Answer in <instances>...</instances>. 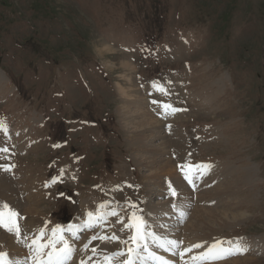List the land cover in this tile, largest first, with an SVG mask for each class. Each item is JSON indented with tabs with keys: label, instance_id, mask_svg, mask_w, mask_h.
<instances>
[{
	"label": "rangeland",
	"instance_id": "374dc122",
	"mask_svg": "<svg viewBox=\"0 0 264 264\" xmlns=\"http://www.w3.org/2000/svg\"><path fill=\"white\" fill-rule=\"evenodd\" d=\"M99 41L118 54L104 59ZM123 61L133 65L140 94L180 109L160 118L176 131L168 155L176 172L182 176L181 164L211 165L194 185L208 178L199 194L220 186L221 204L188 186L184 196L165 176V188L171 182L177 192L171 199L190 206L185 223L196 222L192 212L201 208L240 217L214 240L200 230L207 236L185 234V242L203 244V253L217 240L240 241L244 256L218 264H264V0H0V121L7 127L0 148L10 149L0 153V204L37 202L34 214L14 208L31 230L45 221L64 227L60 220L71 216L83 222L101 204L125 220L136 204L156 233L147 205L167 197L148 193L129 147L118 113L121 72L108 65L119 69ZM160 88L166 97L150 94ZM116 221L104 223L121 230ZM93 236L96 228L82 231L78 243L94 247ZM14 240L0 237V251L20 253L23 243Z\"/></svg>",
	"mask_w": 264,
	"mask_h": 264
},
{
	"label": "bare ground",
	"instance_id": "6f19581e",
	"mask_svg": "<svg viewBox=\"0 0 264 264\" xmlns=\"http://www.w3.org/2000/svg\"><path fill=\"white\" fill-rule=\"evenodd\" d=\"M97 44H98L97 46L99 49V53L104 59L118 54V51H116L117 49L115 50L111 46H105L102 43V41L101 42L99 41ZM108 65L112 69L116 70L117 72H121L120 81H118L117 83V89H118V92L120 93L122 104L119 105L120 109H118V113L122 119L124 129L129 135L128 136L129 147L132 148L131 151H132L133 158L136 161V164L138 165V167L143 171V174H144L143 178H144V181L147 183L148 193L151 196L156 195L158 197L160 195L159 197H167V200H163L158 203L150 202L147 205V209H149L150 212L152 211V216L148 219V222L151 223L152 228L156 230V234L162 237L163 239L176 240L178 242L180 241V238L182 236L183 241L180 246V250H179V253H180L182 250L187 249L190 246H192L191 244H188L185 242V241L189 242L185 238V234L186 236H192L191 238H194L193 236H199V234L200 235L203 234V236H207V235H204V233H201L200 230L205 231V232L208 231L210 232V235L207 237H210L211 239L214 236H217L219 232H222L224 228L237 224V221H239L237 219H240L239 215L232 214V213H226L218 209H212V208L196 209L195 212L193 211L192 213H194L197 216L198 220L196 222L190 220L188 224L185 223L186 221L185 217L188 216V210H185V209L190 208V206L186 203H183L182 200H181V203L184 205V207H180L181 205L177 206L176 204L177 199L175 198V200H172L171 198H174V197L171 195V192L168 189H166L165 186L163 185L165 184L164 183L165 176L170 175L172 177L171 180L173 179L175 180L173 181L175 183V186L179 189V191L182 192L184 196L189 195V191L187 190L189 187L186 188L188 184L183 182L184 175L182 174V176H180V174L176 172L177 168L173 166L172 164L173 160L171 156H168L169 154H172V152L170 153V150L172 147L170 144L171 142H173L171 141L172 136H175L176 131L173 130V128L170 127L169 125L164 126L165 123L161 122L162 120L160 119V118L162 119L167 118L166 116L174 115L177 112L174 114H171V113L166 114L164 108L162 107V105L164 104H162L160 101H156V103H153V101H155L154 99L152 100V102H150V99H147V96L146 97L143 96L142 95L143 93L140 94V91H139L140 89H136L135 85H133L132 83L133 81L132 72L134 71V69L131 63H128L127 61L125 62L123 61L119 69L116 66H113L111 63H108ZM160 89L159 91L152 89L153 91L150 94H160L161 92ZM161 96L166 97V94L161 92ZM135 97H137V103L133 105V101H135ZM156 112H157L158 118L155 115ZM167 127L168 129H166ZM169 128L171 130L170 133H168ZM151 133H152V136H150ZM228 173L230 172H227V174ZM63 175L61 176V178L63 177ZM194 178L195 179L198 178V175H195ZM207 180L208 178L206 179V181ZM206 181H202L201 179H198L196 184L194 185V189H190V188L189 189L191 190L192 193H195V194L198 193V195L202 199L207 198V200H209L210 202H213V201L216 202V200L218 199V202H219L220 198L222 197L219 194L220 186L211 188L208 191H205L199 194L198 190L201 189L202 182H203V185H205ZM184 183L186 184V186L184 185ZM223 184H226V183H223ZM209 186L210 184L208 185V187ZM208 187H202V188L205 189ZM168 194L170 197H168ZM12 201L11 200L6 201L7 203L12 204V205L8 204L9 206H12L11 207L12 209L14 208L18 210L21 209V210H24L26 213L31 212L29 214L37 213L35 211L39 207L37 202L30 204L29 203L30 201H26V202L18 201V206H17L15 204L13 205ZM171 201H175V202L172 203ZM219 204H221V202H219ZM171 206H174V207H171ZM99 209L97 211H94V213L100 211ZM111 209L112 208H109V209L106 208L105 210H103V212L110 213ZM181 213H183V215H181ZM146 215H147V211H146ZM146 215H145V220H146ZM107 217H109L110 219L113 218V216H110V215H108ZM231 218L233 220H230ZM87 219L88 217L86 215L85 221L83 222L78 221V222L71 223V224H75V223L81 224L79 225L81 230L77 232L75 237L71 233H65L66 236L71 237L70 239H68L69 242L73 241L72 237L74 239L77 237L75 239V243L70 242L73 245V247L76 249V253L74 255L75 257L73 256L71 264H80L81 260L87 261V264H104L103 257L105 255H111L114 252L124 250L125 246L122 243L110 242L108 240H105V241L99 240L98 241L99 243L96 246H94L98 250L96 254L91 253L90 255H88L87 252H85L83 249H82L83 251H80V253H78V250H77L78 247L81 249L85 247V244L87 245L90 244L89 243L90 241L86 243L80 241L78 243V238L80 237L81 232L86 231V229H89V228L84 227V224L86 223ZM105 220H106V217L104 220H101L98 224L93 226L97 229L98 236H103V234H105V237H106V235H108L109 233L108 237H110L114 233H119L121 231V234H118V235L115 234V235L119 236L121 240H123L127 238V236L130 234L128 233V231H122V229L116 230L115 228L110 226L109 224H111L110 223L111 220L109 221V224H105L104 223ZM25 221H26V217H23L22 215L20 219V225L25 234L26 233L32 234L38 231L35 229L31 230L29 227L27 228L25 226ZM27 221L29 222L30 220L27 219ZM43 221H45V219H43ZM124 221L127 222V218ZM114 223H116L117 225L120 224L118 221ZM71 224L68 226H71ZM44 225H47L48 229L52 228L49 225V223H47L46 221ZM215 225H217L216 228H212V226H215ZM68 226L63 227V228H67ZM0 235H1L0 237L6 240L8 244L14 246V241H15L14 239L16 238L15 236L8 233L3 228H1L0 230ZM200 239L204 240L205 238L201 237ZM149 242L151 243L150 239H149ZM76 244L77 246H75ZM150 246L153 248L152 243ZM234 246L235 245H233V247ZM22 248L23 249L21 250L16 249L17 252L20 251V253L10 256L9 258L12 259L13 261H20L21 264H25V262L26 264H30V253H28L24 244ZM24 248L26 251L24 250ZM91 248H93L92 245L89 246V251H91ZM203 251H206V250H203ZM179 253L177 256H175L171 252H167L163 250L159 252V255L168 259L173 264H184V261L190 262L191 257L199 256L202 253V250L201 248L199 249L193 248L191 252H185L183 255V258H181ZM232 256L228 257L226 260H230ZM241 256H244V255L237 254V256H234L233 258H236V257L240 258ZM90 257L91 259H89ZM224 260L207 261L205 262V264H218V261H224ZM242 261L243 260L241 259H237V260H234V263H241ZM138 262L142 263L141 261H138ZM113 264H118V260L114 261Z\"/></svg>",
	"mask_w": 264,
	"mask_h": 264
},
{
	"label": "snow or ice",
	"instance_id": "6c2138e0",
	"mask_svg": "<svg viewBox=\"0 0 264 264\" xmlns=\"http://www.w3.org/2000/svg\"><path fill=\"white\" fill-rule=\"evenodd\" d=\"M160 91L167 94L166 90L163 88H161ZM153 103H156V101H153ZM162 107L166 114H174L180 111V109L174 108L170 104H164ZM0 131L7 132V127L3 121H0ZM9 152L10 149L7 147L0 148V153L8 154ZM178 167L189 184H194L195 175L202 177L211 169V165L205 164H181L178 165ZM3 170L10 172L11 167L3 166ZM169 190L173 197L177 196L176 189L172 187L171 182H169ZM108 207L109 205L107 204H101L99 206L101 211L96 213L91 211L88 212V219L84 227L92 228L101 220H104L106 216L110 215L116 217L118 222L123 225L122 231H128L130 234L123 240L115 234L110 237H92V240H108L110 242L122 243L125 246L124 250L114 252L111 255H105L103 257L104 264H113V262L117 260L118 264H137L138 261H141L142 264H147L148 261H151L152 264H170L169 260H166L163 256L157 255L155 251L151 250L149 239L157 248L172 252L173 255L177 254L173 250L179 249L182 242L166 240L158 236L155 232L148 231L149 226L147 221L142 215V210L136 204L128 205L131 209V214L127 217V223L120 217V212L116 208H112L110 213L103 212V209ZM181 215H183V213H181ZM20 219L21 217L18 211L12 209L7 203L0 204V228L5 229L8 233L15 236L18 242L24 244L30 253V264H69L76 253V249L65 237V233H71L75 237L77 232L81 230L79 225H71L67 228L56 225L51 229H48L47 225H45L38 229L37 232L26 235L20 225ZM21 237H23V239H21ZM233 245L235 246L233 247ZM203 246V244L197 243L182 250L179 255L183 258L185 252H191L193 248L199 249ZM84 251H89V246L87 244L84 247ZM246 251L247 248L244 247L240 241L217 240L212 243L206 251L199 256L191 257L190 262L184 261V264H205L207 261L224 260L235 254H243ZM91 252L96 254L98 250L93 247L91 248ZM89 259H91V257ZM0 264H21V262L13 261L9 258V253L0 251ZM80 264H87V261L81 260Z\"/></svg>",
	"mask_w": 264,
	"mask_h": 264
}]
</instances>
